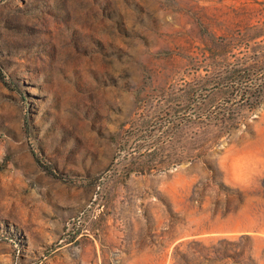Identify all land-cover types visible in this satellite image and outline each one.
<instances>
[{
	"label": "rangeland",
	"instance_id": "374dc122",
	"mask_svg": "<svg viewBox=\"0 0 264 264\" xmlns=\"http://www.w3.org/2000/svg\"><path fill=\"white\" fill-rule=\"evenodd\" d=\"M264 0H0V264H264Z\"/></svg>",
	"mask_w": 264,
	"mask_h": 264
},
{
	"label": "trees",
	"instance_id": "16d2710c",
	"mask_svg": "<svg viewBox=\"0 0 264 264\" xmlns=\"http://www.w3.org/2000/svg\"><path fill=\"white\" fill-rule=\"evenodd\" d=\"M236 72V78L244 88V94L250 95L256 102L264 98V70L255 66L240 67Z\"/></svg>",
	"mask_w": 264,
	"mask_h": 264
}]
</instances>
